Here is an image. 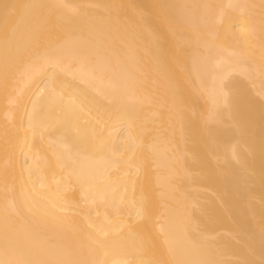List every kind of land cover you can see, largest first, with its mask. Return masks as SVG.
<instances>
[{"label":"bare ground","instance_id":"1","mask_svg":"<svg viewBox=\"0 0 264 264\" xmlns=\"http://www.w3.org/2000/svg\"><path fill=\"white\" fill-rule=\"evenodd\" d=\"M0 264H264V0H0Z\"/></svg>","mask_w":264,"mask_h":264}]
</instances>
